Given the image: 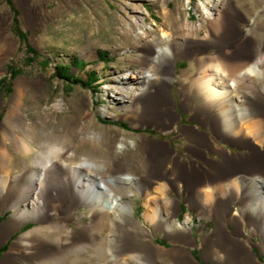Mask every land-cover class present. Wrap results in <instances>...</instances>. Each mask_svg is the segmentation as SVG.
<instances>
[{
	"label": "bare ground",
	"instance_id": "obj_1",
	"mask_svg": "<svg viewBox=\"0 0 264 264\" xmlns=\"http://www.w3.org/2000/svg\"><path fill=\"white\" fill-rule=\"evenodd\" d=\"M233 1L213 0V9L203 15L205 21H202L200 26H196V29L205 26L207 38L212 37L216 40L237 36L241 31L239 19L242 13L250 16L256 8L260 7L262 0H236L241 11ZM225 8H228L231 15L225 14ZM31 12V5L27 2L24 14H31ZM6 13V18L10 19L11 14ZM256 20L253 31L248 39L242 42L236 56L227 57L223 53H211L207 57L200 55L195 61L202 73L212 72L203 74L198 83L203 92L208 94L207 119H215L211 126L212 132L225 136L227 141L235 145L252 148V153L249 151L248 154L241 155V161H237L227 147L220 146L213 150L225 159L219 161L211 158L212 161L208 162L209 169L194 168L192 172H189L188 162L177 159L170 174L175 180L180 176L187 181L197 179L196 188L191 192L188 201L199 207V214L202 213L200 204L205 205L217 191L225 190L224 196L232 194L241 198L242 214L246 216L251 211L257 220L262 222L260 226H255L256 231L259 230L264 235V220H262L264 216V151L254 146L251 138L254 136L264 144V14ZM6 30L7 27L4 24V28H0V44L9 47L12 51L18 44V40L7 37ZM175 40L173 33L163 30L160 43H166V45L157 47V56H152V50L148 51L143 56L144 66L141 70L119 76L118 80L122 84L140 83L141 90L139 89L137 95L148 94L146 99L137 100L128 94V90L125 93V87L119 90L114 88L112 96L121 102L123 110L128 112L126 118L136 125L152 124L161 126V130L166 131L170 122L179 118L176 111L169 107L171 96L168 87L172 83L171 75L176 56L179 55L180 50L187 48L189 41L177 43ZM7 58L8 54H0V67L5 64ZM150 61H155L157 66L162 67L165 72L171 71L170 76L166 75L162 79L159 89L152 90L159 73L156 67V69H149ZM253 78H258L259 82H255ZM194 83L187 87L188 91L193 92L196 85ZM44 87V79L19 78L15 83V92L4 118L0 143V204L3 208H12L13 213L4 223L0 237L12 231V225L24 224L28 220H36L39 224L22 233L12 242L0 264H81L86 261L91 264L95 260L103 261L110 258L118 264H130L131 260L141 263L145 259L149 261L158 257L160 253L175 262L196 263L190 252L183 246L196 243L192 230L182 227L176 219L177 216L174 220L176 227H173L172 218L167 211L163 216L160 215L161 221H157L158 213L154 205L163 201L166 205L173 206V201L163 200L151 192L145 196L144 217L146 220L151 225H155L157 232L161 229L165 233H171L174 241L185 242L183 245L176 243L174 247L165 249L154 245L151 230L147 225L145 227L149 229L144 228L137 220L134 205L125 203L120 196L115 195V191L122 189L125 183L137 182L135 174L129 171L122 158H114L109 166L106 161L98 163L90 158L78 161L80 159L78 147L82 144H93L95 140L85 136L77 145L70 146L68 142L74 134L63 127V133L55 131L51 134L59 137L60 143L52 144L41 138H34V130L42 128V122H40L41 119L32 120L25 107L30 92L40 91ZM238 87L248 97L243 100L245 102L244 108L241 107L242 110H239L240 101L234 97L233 92L234 89L239 90ZM259 93L263 98L260 101L257 100ZM255 95L256 99H251ZM6 104V101L0 104V112ZM55 107L59 108V105L56 104ZM240 118L243 120L241 121ZM94 120V113L88 108L82 118L83 124L91 126ZM188 131L196 133L194 126H188ZM100 132L101 137L103 131ZM210 133L211 131L206 132V138L203 141L208 139ZM106 134L108 138L111 137L108 130ZM209 142L212 146L214 139L213 141L208 139ZM37 145L42 146L39 152L34 149ZM132 146L133 141L124 137L118 148L129 149ZM170 150L169 144H154L152 140L144 136L140 151L144 155L142 163L147 172L143 175L163 176L167 172L164 171V164L168 155L172 153ZM18 153L24 156L34 153L36 164L28 169L25 168L24 173L11 176L8 167L14 155ZM239 173H242L239 179L242 185L239 181L232 183ZM230 183L234 186L229 187ZM144 188L141 183L137 189L143 191ZM160 192L162 193V189ZM223 201L224 197H221L218 204V216H221L219 210L222 208ZM76 206H88L94 220L82 225L77 222L80 227L74 231L68 228L67 223L59 219L60 213L55 210H65L63 219L78 220L80 217L78 214L69 212ZM115 212L118 213L116 214L118 218L112 223L116 225V232L114 235H108L107 229L111 227L109 226L111 217ZM231 220L239 231L236 220ZM55 231H62V234L52 239L50 233ZM235 240L227 237L222 229L214 231L202 243L205 257L219 262L225 250H230L232 253L235 247H244L247 253L240 255L242 264L249 262L259 264V259L249 249L248 241L242 243L240 238Z\"/></svg>",
	"mask_w": 264,
	"mask_h": 264
},
{
	"label": "rangeland",
	"instance_id": "obj_2",
	"mask_svg": "<svg viewBox=\"0 0 264 264\" xmlns=\"http://www.w3.org/2000/svg\"><path fill=\"white\" fill-rule=\"evenodd\" d=\"M27 2L31 5V14H24ZM261 2L263 4L261 3L262 5L260 4V7H258L260 9L256 8L250 16L242 13V17L239 19L242 30L240 41L246 39V32H250L255 27L253 22L256 23V19L264 14V0ZM213 3V0H0V28H4V24H6L5 35L18 40V44L14 50L11 49L12 51L9 50V47L0 44V54H8L5 64L0 67V79L6 77L8 81L5 86L6 89L4 87L0 92V104L4 101L7 102L3 111L0 112V143L4 118L15 92L16 81L21 77L44 79L45 87L40 91L32 90L27 97L25 107L28 116L32 120L39 121L38 119H41L40 122H42V128H35L34 130L35 139L41 138L52 144L60 143L59 137L51 134L55 131L63 133V127L66 131L74 134L68 142L70 146L74 147L85 136L95 140L93 144H82L78 147L77 151L80 156L78 161L90 158L98 163L106 161L107 166H109L114 158H122L129 171L135 174L137 182L125 183L122 189L115 191V195L120 196L125 203L134 205L137 220L147 230L149 228L141 222L146 209L145 196L147 193L151 192L155 196H159V194L166 195L181 201L180 203L186 207L188 212L183 214L174 200L168 199L174 203L173 206H169L171 207L169 208V215L172 217V226L176 227L174 222L176 216V219L183 223L187 216H191L189 213H192L191 224L189 225L198 245L189 246L188 249L196 262L200 264H220L205 257V253H203L205 249L203 250L202 243L205 242V239H208L215 228L221 225L220 229L226 233L227 237H229L228 231L230 235L235 233V237L231 239L240 238L242 243L248 241L252 254L259 259V264H264V235L259 230L256 231L257 228L255 227L256 225L260 226L262 222H259L251 211L246 216L242 214L241 198L232 194L223 196V205L219 210L221 216H217V214L214 217L209 210L208 215L199 214L198 209L188 203L190 190L186 185V179L179 178L177 184L173 178L174 176L170 174L177 159H182L185 163L186 161L188 163L195 161L197 165L203 164L205 161L208 164L209 161H212L211 158L216 160L219 158V161L225 159L218 152L212 150L214 152L212 153L209 149L203 147L205 144H211L208 143V139L203 141L206 138L207 131H211L209 135L217 134L220 136L219 133L212 132L213 129L211 130L215 119H207V113L209 112L207 108L208 94L204 93L198 86L201 76L212 72L202 73L199 71V75L195 76L196 71L191 66L192 60L190 58L185 59L187 48L180 50L181 52L176 56L172 75L170 70L165 72L162 67L157 66L155 61H150L149 69L157 68L159 73L157 75L158 80L154 83L152 90L160 88L161 81L166 75L172 76V83L168 87L171 96L169 107L176 111L179 118L177 117L170 122L166 131L161 130V126L152 124H134L129 118H126L128 112L123 110L121 102L112 96L115 89L119 90L121 87H125V93L128 90V94H131L133 99L144 100L147 98L146 95L148 94H136L141 90L139 82L122 84L118 79L119 76L127 72L131 74L141 70L144 66L142 63L143 56L148 51L152 50V56H157V47L166 45V43H160L163 38V30L173 33L177 43H184L188 40V45L197 44L199 41H209L212 44H217L212 42V37L207 39L205 26L196 29V26H200L202 21H205L203 15L213 9ZM233 3L241 11L237 1L234 0ZM228 11V8H225L227 16L231 15ZM6 12L11 14L10 19L6 18ZM21 32L25 34V37L21 35ZM178 45L180 46V44ZM29 47L34 48L38 54H35V56L30 54ZM212 48L216 47L212 46L209 50L212 51ZM100 51H105L108 54L107 59L99 57ZM199 54L193 56L194 61L198 59ZM29 57H33V59L29 60ZM75 57L85 60L87 66L82 71L79 68L72 67V73L87 79L88 73L96 72L98 75L97 92L80 84L70 85L54 75L57 64L70 63ZM194 64L196 63L194 62ZM9 66L19 69V74L12 77L9 73L11 68H8ZM188 71L189 73H187ZM188 74L191 77L194 76V78L190 77L191 79L187 80ZM252 80L259 82L258 78ZM136 81L138 80L136 79ZM194 81L196 82L194 83ZM191 83L196 84L193 92L188 91L187 88L191 86ZM233 92L234 97L240 101L239 110H242L245 102L243 100L248 98L247 94L243 93L241 89H234ZM251 99H256V95ZM262 99V95L259 93L257 100ZM56 104L59 105V108L55 107ZM88 108L94 113L95 120L91 126L84 125L82 121ZM260 110L262 111V109ZM254 118L258 119L259 117ZM240 119L243 120V118ZM120 123H126L127 128L122 127ZM188 126H194L196 133H190ZM107 130L111 135L110 138L106 134ZM100 131H103L101 137L99 136ZM144 136L152 140L154 144H169L172 153L166 158L167 165L164 164L170 168L168 173L170 176L168 177L171 180H169V184L164 175L158 177L165 178L154 177L152 179L153 183H148L145 179L143 174L147 172V169L142 163L144 155L140 151ZM124 137L129 141H133L132 148H118L121 139ZM251 138L255 144L254 146L260 147L264 151V144L260 143L259 139L254 136ZM216 140H214L216 145L227 147L235 155L237 161H241V155L248 154L249 150L251 153L253 151L252 148H243L227 141V138L223 135ZM195 142L198 149L193 144ZM201 143L203 146L200 145ZM41 148V145L34 147L37 152ZM201 149L206 150L204 152H206L207 157L203 156ZM209 156L211 158H208ZM35 159L34 153L29 156H24L21 153L15 154L11 165L8 167L10 175L15 176L24 173L25 168L28 169L36 164ZM238 181L242 185V181L239 179ZM141 183L145 187L143 191L137 189ZM161 189L162 193L160 192ZM214 194H212V198H215L208 201L207 205L214 204L216 201ZM154 208H156V205H154ZM158 208L165 211L164 207L160 206ZM55 211L60 213L59 219L67 223L68 228L74 231H77L80 225L94 220V217L90 215L88 206H76L69 210L74 215L78 214L80 216L78 220L63 219L65 213L63 209ZM12 213V208H3L0 204V233L4 223L11 218ZM116 214L118 213L112 214V221L110 220L109 225L111 227L107 229L108 233L106 232L108 235H114V232H116V225L112 223L113 220L118 218ZM223 216H228V219L223 220ZM229 219L231 222V219L236 220L239 231L233 222H229ZM262 220H264V216ZM37 224L39 222L36 220H28L24 224L12 225V231L1 235L0 247L7 242L9 244L7 249L1 253L0 262L10 249L12 242ZM65 230L67 231V229ZM151 233L154 245L172 246L171 241H174V239L171 233L167 232L164 235L163 232H159L157 234L153 233L152 230ZM61 234L62 231H55L50 233V237L56 239ZM235 241L237 242V240ZM173 245H176V242H173ZM82 263L90 264L88 261ZM249 263L255 264V262ZM91 264L118 263L110 258L103 261L95 260Z\"/></svg>",
	"mask_w": 264,
	"mask_h": 264
},
{
	"label": "crops",
	"instance_id": "obj_3",
	"mask_svg": "<svg viewBox=\"0 0 264 264\" xmlns=\"http://www.w3.org/2000/svg\"><path fill=\"white\" fill-rule=\"evenodd\" d=\"M264 6V5H263ZM263 6H262V8H263ZM254 24H255V22H253ZM243 29V28H242ZM253 30V29H252ZM251 30V31H252ZM242 31V30H241ZM241 31H240V33L237 35V36H234V37H224V38H221L222 40H216V39H212V42H214V43H217V44H212L211 42H201V41H199V42H197V44H194V45H186L187 46V51H186V56H185V59H191L192 61V67L195 69V71H196V75L195 76H197V75H199V66L196 64H194V62L197 60H195L194 61V55H196V54H198V53H200L199 55H198V57L200 56V55H203V56H209L211 53H223L225 56H227V57H234V56H236L237 55V53L239 52V48L241 47V44H242V42L243 41H240V34H241ZM250 31V32H251ZM250 32H248L247 33V37H246V39L248 38V35H249V33ZM207 39H209V38H207ZM245 39V40H246ZM244 40V41H245ZM212 46H214V47H216V48H212L213 50L212 51H210L209 49H210V47H212ZM227 49H229V50H227ZM193 70V69H192ZM200 72H202V71H200ZM187 73H189V71L187 72ZM191 76H189V74H188V79L187 80H189V78H190ZM192 79L194 78V76L193 77H191ZM190 78V79H191ZM188 82H190V81H188ZM219 137H222L221 135L219 136V135H208V139L209 140H216L217 138H219ZM217 141V140H216ZM216 141L214 142V148L212 147L211 148V146L210 145H207V144H205L204 146H203V144L201 143L200 145H202L203 147H206V149L208 150L209 149V151H211L212 153H214L212 150L213 149H215V148H218L219 146L218 145H216ZM193 144H195V147H196V142L195 143H193ZM192 144V145H193ZM197 149H198V146L196 147ZM201 151V153H203V156L205 155L206 157H207V155H206V152H204V151H206V150H204V149H201L200 150ZM250 151V150H249ZM248 153V152H247ZM191 154H193V153H191ZM193 155H195V154H193ZM218 155V154H217ZM208 158H211L210 156L208 157ZM218 160H220L219 158H218ZM174 163V162H173ZM166 165H167V163H166ZM166 165H165V170L167 171L165 174H163L165 177H158L157 175H153V174H147V176L146 175H144L145 176V179H147V181H148V183H153L152 182V179L154 178V177H158V178H165L166 180H167V182H168V184H169V180H171L168 176H170L168 173H169V171H170V168H168V167H166ZM194 168H197V169H209L210 167H209V165L207 164V162L205 161L203 164H199V165H197L196 163H195V161L194 162H189L188 163V166H187V169H188V171L189 172H192L193 170H194ZM164 170V171H165ZM163 171V172H164ZM240 174V173H239ZM239 174H237L236 175V179L234 180V181H238V179H240V176H239ZM179 178H183V179H185L184 177H179ZM178 178V179H179ZM178 179L175 181L177 184H178ZM197 179H195V180H191V181H187L186 180V185L188 186V189L190 190V194H191V192L193 191V190H195V188H196V184L198 183V181H196ZM224 193H225V190H220V191H217L214 195L216 196V201H215V203H214V205H213V209H212V214L214 215V217H216V215L218 214V204H219V199L221 198V197H223L224 196ZM161 195V194H160ZM159 195V196H160ZM214 197V196H213ZM160 198H162L163 200L164 199H173L174 200V202L176 203V204H178L179 205V203L181 202V201H178L177 199H174V198H172V197H169V196H163V195H161L160 196ZM189 198V197H188ZM215 198V197H214ZM214 198H212L211 200H213ZM234 198V197H233ZM210 200V201H211ZM163 203V204H162ZM188 203L189 204H191L192 206H194L195 208H199L195 203H190L189 201H188ZM203 204H200V206H201V210H202V213L201 214H205V215H208V206H207V204H205V205H203ZM164 207V209H165V211L163 210H159V208H157V207ZM205 206V207H204ZM162 208H160V209H162ZM169 208H171V207H169L168 205H166L163 201H161L160 203H158L157 205H156V210H157V213H158V215H157V217H158V222L159 221H161V216H163L164 214H165V212L167 211L168 213H169ZM203 208V209H202ZM168 209V210H167ZM186 210V209H185ZM211 210V206H210V208H209V211ZM146 212V209H145V211H144V213ZM211 212V211H210ZM144 213H143V220L141 221L145 226L147 225L151 230H152V232L153 233H159V232H163L164 233V235H165V232L163 231V230H159L158 232L156 231V229H155V225H151L150 223H149V221H147L146 220V218L144 217ZM170 214V213H169ZM161 215V216H160ZM170 216V215H169ZM218 216V215H217ZM171 217V216H170ZM172 218V217H171ZM224 218V219H223ZM223 220H225L226 218L228 219V216H223ZM189 220H190V216H187L186 217V220L183 222V223H180L179 221V223H180V225L183 227H187V228H190L191 230H192V228H191V226L189 225L190 224V222H189ZM229 222H231L230 221V219H229ZM240 222V221H239ZM232 223V222H231ZM179 225V226H180ZM224 227V226H223ZM221 228V225L220 226H218V228H215L214 229V231H217L218 229H220ZM224 229H225V227H224ZM226 231H227V229H225ZM193 232V231H192ZM227 234H228V236L230 237V238H234L235 237V233H233L232 235H230L229 234V232L227 231ZM166 237V236H165ZM167 238V237H166ZM168 239V238H167ZM172 242V246H174L173 245V242H176L178 245H183V243H185V242H182L181 240H179V241H171ZM202 242V241H201ZM180 243V244H179ZM155 245H157V246H162V245H158V244H155ZM198 244L197 243H195V244H187V245H183V246H185L186 247V250L188 251V252H190L189 251V249H188V247L189 246H191V247H194V246H197ZM199 245H201V243H199ZM172 246H170V247H172ZM162 247H164L165 249L166 248H170V247H165V246H162ZM203 248V247H202ZM236 248V249H235ZM234 248V251H232V253H231V251L230 250H225V252L222 254L223 255V257H222V260L221 261H219V263L220 264H242V262H241V254H244L245 253V250L243 249V248H241V247H235ZM203 250H204V248H203ZM203 253H204V251H203ZM233 254V255H232ZM190 255H192L191 254V252H190ZM204 255V254H203ZM193 257V256H192ZM234 257V259H232ZM194 259V258H193ZM196 259H194V261H195ZM130 264H188V263H185V262H175V261H172L171 259H169L168 257L166 258V256H164L163 254H159V256L158 257H154V258H152V259H150L149 261L147 260V259H145L144 260V262H136V261H134V260H131L130 262H129ZM189 264H200V263H198V262H196V263H189ZM249 264H251V263H249ZM252 264H254V263H252Z\"/></svg>",
	"mask_w": 264,
	"mask_h": 264
},
{
	"label": "trees",
	"instance_id": "obj_4",
	"mask_svg": "<svg viewBox=\"0 0 264 264\" xmlns=\"http://www.w3.org/2000/svg\"><path fill=\"white\" fill-rule=\"evenodd\" d=\"M21 35L23 37H25V34L22 32H21ZM29 53L32 54L33 56H35V54L36 55L38 54L37 51L32 47H29ZM99 57L101 59H107L108 54L105 51H100ZM28 59L32 60L33 57H29ZM86 66H87V62L85 60H83L79 57H75L72 60V62H70V63H59V64H57L54 75L56 77L61 78L64 82H66L70 85L80 84L84 87L91 89L92 91L97 92L98 89L96 86V82L98 81V75L96 72L92 71V72L88 73L87 79H84L83 77L77 76L74 73H72V67L79 68V70L82 71ZM8 68H10L9 73L12 77L19 74V71H20L19 69H15L12 66H9ZM7 83H8V81H7L6 77H3L0 79V92L6 86ZM5 89H6V87H5ZM120 125L124 128H127L126 123H120ZM8 244H9V242H7L2 247H0V256H1V253L7 249Z\"/></svg>",
	"mask_w": 264,
	"mask_h": 264
}]
</instances>
